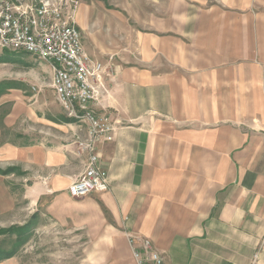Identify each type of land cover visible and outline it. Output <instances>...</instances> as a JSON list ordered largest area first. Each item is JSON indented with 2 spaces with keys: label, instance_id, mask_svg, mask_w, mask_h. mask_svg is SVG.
I'll return each mask as SVG.
<instances>
[{
  "label": "crops",
  "instance_id": "crops-1",
  "mask_svg": "<svg viewBox=\"0 0 264 264\" xmlns=\"http://www.w3.org/2000/svg\"><path fill=\"white\" fill-rule=\"evenodd\" d=\"M183 3L169 0L149 29L86 44L117 68L93 104L114 122L94 146L110 187L86 201L165 264H264V0ZM18 80L0 61V166L27 172L31 202H68L87 158L72 153L82 124L47 91L30 102Z\"/></svg>",
  "mask_w": 264,
  "mask_h": 264
},
{
  "label": "rangeland",
  "instance_id": "rangeland-1",
  "mask_svg": "<svg viewBox=\"0 0 264 264\" xmlns=\"http://www.w3.org/2000/svg\"><path fill=\"white\" fill-rule=\"evenodd\" d=\"M77 1L78 9L73 15L82 31L85 47L95 32L104 38L116 28L118 36H124L127 28L149 29V23L169 9V0ZM181 1L187 4L183 3L187 8L195 4L204 8L217 0ZM0 61L5 62L7 73L19 79L22 94L29 96L30 102L45 91L56 101L50 87L48 63L28 53L1 49ZM61 109L64 121L73 123L77 120ZM37 116L39 133L47 135L46 132L52 129L41 121L45 115L41 111ZM21 123L23 135H27L29 118H23ZM81 128L85 135L83 125ZM84 135L74 137L72 153L77 161L80 155L76 141ZM31 182L21 166H0V248L11 252L0 258V264H134L126 247L123 227L114 225L111 219L86 201L88 197L69 198L68 202L59 200L57 203L55 197H43L35 204L27 192ZM57 194L54 192L53 196Z\"/></svg>",
  "mask_w": 264,
  "mask_h": 264
},
{
  "label": "built area",
  "instance_id": "built-area-1",
  "mask_svg": "<svg viewBox=\"0 0 264 264\" xmlns=\"http://www.w3.org/2000/svg\"><path fill=\"white\" fill-rule=\"evenodd\" d=\"M77 8V0H0V49L28 53L48 63L56 100L84 126L85 135L76 141V148L87 156L86 163L67 187L72 198H83L110 187L94 146L112 140L114 122L93 104L117 68L113 56L102 61L89 54L73 15ZM125 234L135 264H165L148 237Z\"/></svg>",
  "mask_w": 264,
  "mask_h": 264
},
{
  "label": "trees",
  "instance_id": "trees-1",
  "mask_svg": "<svg viewBox=\"0 0 264 264\" xmlns=\"http://www.w3.org/2000/svg\"><path fill=\"white\" fill-rule=\"evenodd\" d=\"M11 254V252L9 251H6V250H2L0 248V258H3V257H6V256H9Z\"/></svg>",
  "mask_w": 264,
  "mask_h": 264
}]
</instances>
